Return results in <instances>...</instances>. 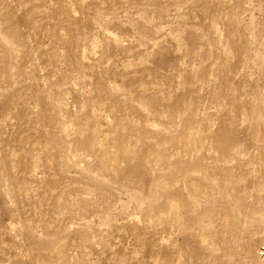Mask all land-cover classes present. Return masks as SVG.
I'll list each match as a JSON object with an SVG mask.
<instances>
[{
  "label": "rangeland",
  "instance_id": "rangeland-1",
  "mask_svg": "<svg viewBox=\"0 0 264 264\" xmlns=\"http://www.w3.org/2000/svg\"><path fill=\"white\" fill-rule=\"evenodd\" d=\"M263 31L264 0H0V264H256Z\"/></svg>",
  "mask_w": 264,
  "mask_h": 264
},
{
  "label": "bare ground",
  "instance_id": "bare-ground-1",
  "mask_svg": "<svg viewBox=\"0 0 264 264\" xmlns=\"http://www.w3.org/2000/svg\"><path fill=\"white\" fill-rule=\"evenodd\" d=\"M252 28V27H251ZM264 32V31H263ZM264 34V33H263ZM261 35V34H260ZM264 36V35H263ZM255 37V39H256V36H254ZM3 38V37H2ZM263 40V39H262ZM254 53V52H253ZM256 53V52H255ZM264 53V52H263ZM247 54V53H246ZM253 55V54H252ZM262 64H263V60L261 59L260 61H259V66L261 67L262 66ZM249 73V72H248ZM248 89V88H247ZM262 91V90H261ZM260 91V92H261ZM261 93H263V92H261ZM231 96V95H230ZM264 96V95H263ZM221 96H219V98H220ZM229 98V97H228ZM258 218V217H257ZM260 219V218H259ZM263 219L264 218H262V221H263ZM260 221V220H259ZM261 223V222H260ZM262 246L264 247V244H262ZM260 250V252H258V264H264V248H262V249H259ZM237 262H238V260H237ZM256 263V264H257ZM244 264H247L246 263V261L244 262Z\"/></svg>",
  "mask_w": 264,
  "mask_h": 264
}]
</instances>
